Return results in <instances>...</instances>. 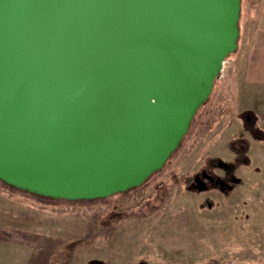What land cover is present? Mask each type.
Listing matches in <instances>:
<instances>
[{
  "label": "water",
  "instance_id": "obj_1",
  "mask_svg": "<svg viewBox=\"0 0 264 264\" xmlns=\"http://www.w3.org/2000/svg\"><path fill=\"white\" fill-rule=\"evenodd\" d=\"M241 0H0V180L106 198L161 170L237 48Z\"/></svg>",
  "mask_w": 264,
  "mask_h": 264
},
{
  "label": "rangeland",
  "instance_id": "obj_2",
  "mask_svg": "<svg viewBox=\"0 0 264 264\" xmlns=\"http://www.w3.org/2000/svg\"><path fill=\"white\" fill-rule=\"evenodd\" d=\"M259 2L241 0L236 50L226 58L221 77L215 80L210 97L195 114L178 148L145 183L106 198L64 200L19 190L0 180V264H134L138 255L142 260L139 264H186L182 263L185 254H176L175 247L163 245L165 238L172 239L188 229L186 226H193L191 222L186 225V219L179 215L180 209L172 206L174 200L168 212L161 214L168 217L164 219L172 218L163 226L165 232L160 230L153 235L152 231L147 237L140 234L144 224L137 220L158 209L170 195L183 193L182 176L197 171L207 158L212 172L221 176L217 181L221 179L240 189L233 196L235 200L249 201L264 194V142L251 140L239 118V113L248 110L259 117L258 125L263 128L264 115L257 113L264 106H238L242 109L238 112L233 66L256 25ZM244 137L251 141L252 166L237 167L228 144L232 138ZM210 220L214 222L210 227L220 226L226 233L227 244L221 246L217 236L208 239L206 243L214 250L209 259L217 253L221 255L217 258L226 255L220 254L224 249L244 250L248 246L251 223ZM201 226L202 221L198 226L202 231ZM230 237L235 240L232 238L229 243ZM195 253L188 256L187 264H194Z\"/></svg>",
  "mask_w": 264,
  "mask_h": 264
},
{
  "label": "crops",
  "instance_id": "obj_3",
  "mask_svg": "<svg viewBox=\"0 0 264 264\" xmlns=\"http://www.w3.org/2000/svg\"><path fill=\"white\" fill-rule=\"evenodd\" d=\"M233 66L236 79L235 106L238 108V112L242 111L238 106H264V0L259 2L256 25L251 30L249 38L245 40L243 51L235 58ZM247 101L251 104H246ZM257 114L262 117L264 109ZM236 191H240L239 188L237 190V186L231 190H212L203 192L201 195L185 192V190L183 193L172 194L162 205H159L158 209L139 217L138 223L144 224L140 234L143 232L145 236L149 237V233L152 231L153 235L160 230L165 232L163 226L170 223L172 218L164 219L168 217L161 214L168 212L170 204L174 200L172 206H176L175 210L180 209L179 215L186 219V225L191 222L193 226H186L188 229L175 234L172 239L165 238L163 245L175 247L176 254H185L182 263H189L188 256H192L195 249L196 253L192 260L194 264H216L230 260H237L243 264H264V194L249 201L242 198L235 200L233 196ZM205 199L214 202L215 206L201 208V203ZM210 219H216L222 223H231L232 220H236L239 225L244 221L251 223V233L248 234L246 241L249 243L248 246L244 250L241 247H234V251H231V248L229 251L224 249V252L220 254L226 255L217 258V256H221L217 253L212 259H209L212 256L210 254H214V250L206 243L208 239H215L217 236L222 242L221 246L227 244L224 241L226 233L220 229V226L210 227V224L214 223ZM201 221L203 223L202 231L198 227ZM232 238L230 237L229 243L232 242ZM201 241L202 244H199ZM154 247L157 248L155 243ZM151 252L152 250L149 253ZM140 261L142 260L138 255L134 259V264H139Z\"/></svg>",
  "mask_w": 264,
  "mask_h": 264
},
{
  "label": "trees",
  "instance_id": "obj_4",
  "mask_svg": "<svg viewBox=\"0 0 264 264\" xmlns=\"http://www.w3.org/2000/svg\"><path fill=\"white\" fill-rule=\"evenodd\" d=\"M228 58V57H227ZM239 118L242 121V127L245 132L248 133L251 140L264 142V127L261 128L258 125L259 117L256 114H253L250 111H242L239 113ZM251 120V121H249ZM248 138H242L238 140L232 138L228 144L230 150L234 153L235 165L237 167H249L252 163V157L250 155L251 141ZM198 141V140H197ZM196 143L193 144L191 152L193 151ZM211 168L210 161H205L204 165L193 173H186L181 178V184L183 189L190 193L201 194L203 192L212 191V190H222L217 179L220 176L217 173H213ZM203 174H207L203 175ZM214 180H213V179ZM215 206V203L205 199L201 203V208H212Z\"/></svg>",
  "mask_w": 264,
  "mask_h": 264
},
{
  "label": "flooded vegetation",
  "instance_id": "obj_5",
  "mask_svg": "<svg viewBox=\"0 0 264 264\" xmlns=\"http://www.w3.org/2000/svg\"><path fill=\"white\" fill-rule=\"evenodd\" d=\"M242 128H243V127H242ZM246 133H247V132H246ZM247 134H248V133H247ZM203 175L208 176L207 174H203ZM219 176H220V175H219ZM220 177H221V176H220ZM219 184H220L222 190H224V191H226V190H231V189H233L234 186H235V185H226V184H225L224 182H222V181H220Z\"/></svg>",
  "mask_w": 264,
  "mask_h": 264
},
{
  "label": "built area",
  "instance_id": "obj_6",
  "mask_svg": "<svg viewBox=\"0 0 264 264\" xmlns=\"http://www.w3.org/2000/svg\"><path fill=\"white\" fill-rule=\"evenodd\" d=\"M225 63H226V62H224V64H223V68H222V70H221V73H222L223 69L225 68ZM221 75H222V74H220V77H221ZM217 264H242V263H240V262L237 261V260H230V261H227V262H220V263H217Z\"/></svg>",
  "mask_w": 264,
  "mask_h": 264
}]
</instances>
